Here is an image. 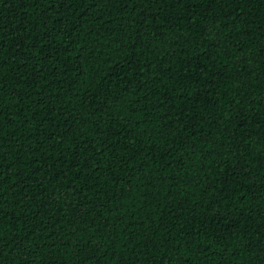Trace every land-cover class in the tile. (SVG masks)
Listing matches in <instances>:
<instances>
[{
    "label": "trees",
    "instance_id": "obj_1",
    "mask_svg": "<svg viewBox=\"0 0 264 264\" xmlns=\"http://www.w3.org/2000/svg\"><path fill=\"white\" fill-rule=\"evenodd\" d=\"M0 225V264H264V0H0Z\"/></svg>",
    "mask_w": 264,
    "mask_h": 264
},
{
    "label": "snow or ice",
    "instance_id": "obj_2",
    "mask_svg": "<svg viewBox=\"0 0 264 264\" xmlns=\"http://www.w3.org/2000/svg\"><path fill=\"white\" fill-rule=\"evenodd\" d=\"M106 2V0H101V3ZM126 3H129L130 5H132V0H125ZM134 6V5H133ZM3 225H0V230H2ZM2 238V237H0ZM6 253L3 251L2 248H0V257H2L3 255H5Z\"/></svg>",
    "mask_w": 264,
    "mask_h": 264
}]
</instances>
